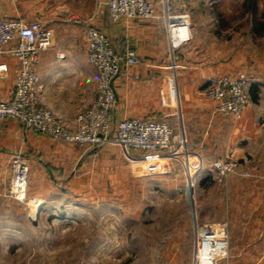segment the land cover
<instances>
[{
    "label": "crops",
    "instance_id": "0c3cea01",
    "mask_svg": "<svg viewBox=\"0 0 264 264\" xmlns=\"http://www.w3.org/2000/svg\"><path fill=\"white\" fill-rule=\"evenodd\" d=\"M106 1L0 0V16L41 20L54 30L53 44L40 52L37 63L42 85L39 103L53 109L73 128L79 111L95 101L98 72L86 56L83 31L86 23L104 31L119 53L124 54L127 47L136 49L145 61L131 65L129 72L138 77H119L113 83L117 96L116 120L152 117L166 119L177 127L204 160L197 188L194 189L195 182L189 177L186 196L177 197L186 201L189 220L194 225L227 220L228 264H264V67L248 69L250 98L243 117L219 114L207 98L205 87L214 76L246 69L241 59L237 55L230 58L225 51L213 52L211 46H201V35L196 29L189 43L171 52L163 0H152L156 9L152 19L123 18L118 22L110 21ZM0 62L9 66L8 72L0 77V99H8L14 91L18 60L0 52ZM175 72L181 109L164 106L160 100L164 76ZM17 149L28 152L30 157L37 156L38 160H50L60 168L78 163L85 155L82 147L25 131L14 119L0 121V159ZM215 157L239 164L225 182H219L211 172ZM147 165L154 167L155 163ZM244 171L249 174H243ZM58 181L56 177L40 187L48 185L52 193L61 187ZM35 195L34 203L57 204L53 202L54 196L40 192ZM68 204L64 203V207ZM43 214L41 209L38 218ZM188 250L192 255L193 243H189ZM174 264L183 263L176 259Z\"/></svg>",
    "mask_w": 264,
    "mask_h": 264
},
{
    "label": "rangeland",
    "instance_id": "374dc122",
    "mask_svg": "<svg viewBox=\"0 0 264 264\" xmlns=\"http://www.w3.org/2000/svg\"><path fill=\"white\" fill-rule=\"evenodd\" d=\"M168 6L173 14L188 15L201 46L237 55L246 68L241 71L264 67V0H168ZM115 145L82 147L83 158L64 168L24 150L3 155L0 264H174L176 259L193 264L189 243L194 250L198 227L206 223L194 225L186 201L177 199L186 196L183 164L171 161L152 170L137 161L139 151ZM17 155L28 168L21 198L13 192ZM56 177L59 190L40 187ZM37 192L57 203L40 202L41 218L33 215ZM49 212L52 216H46Z\"/></svg>",
    "mask_w": 264,
    "mask_h": 264
},
{
    "label": "built area",
    "instance_id": "2783aa9c",
    "mask_svg": "<svg viewBox=\"0 0 264 264\" xmlns=\"http://www.w3.org/2000/svg\"><path fill=\"white\" fill-rule=\"evenodd\" d=\"M163 1L169 48L174 52L192 40L190 21L187 14L171 13L168 0ZM106 7L112 22L123 18L149 20L156 15L152 0H107ZM83 31L87 59L98 72L99 90L95 101L79 111L76 124L71 128L53 109L41 105L38 98L42 88L37 70L39 54L53 44L54 30L41 20L27 21L21 17L0 16V52H6L18 60L14 91L10 98L0 99V121L14 119L35 133L80 147L112 143L124 149L139 151L141 157L137 161L155 163L152 170L163 169L167 163L177 161L185 168L187 182L189 177L196 182L204 166L203 156L192 148V144L177 127L166 119L115 118L117 96L114 80L119 77L137 78L138 75L129 72V67L143 63L144 58L132 47H127L124 54L119 53L107 34L91 23H86ZM8 70V63L0 62V77ZM249 88V74L238 71L236 74L225 73L212 77L205 87V94L214 103L217 113L240 119L249 102ZM160 100L164 106L181 109L176 74L164 76ZM14 164L13 192L21 198L26 193L28 168L19 155L15 156ZM238 165L231 159L215 157L211 172L219 182H225L231 173L237 171ZM147 169H151V166H146ZM243 174L249 173L244 171ZM198 229L194 240L193 264H228L229 222H210Z\"/></svg>",
    "mask_w": 264,
    "mask_h": 264
},
{
    "label": "bare ground",
    "instance_id": "6f19581e",
    "mask_svg": "<svg viewBox=\"0 0 264 264\" xmlns=\"http://www.w3.org/2000/svg\"><path fill=\"white\" fill-rule=\"evenodd\" d=\"M174 93H175V96H177V90L176 89H175V92ZM175 98H177V97H175ZM174 100H176V99H174ZM40 205L41 204L39 202L38 203H35L34 213H33L34 217L36 216V213H37L36 210H37L38 207H40Z\"/></svg>",
    "mask_w": 264,
    "mask_h": 264
},
{
    "label": "water",
    "instance_id": "95a60500",
    "mask_svg": "<svg viewBox=\"0 0 264 264\" xmlns=\"http://www.w3.org/2000/svg\"><path fill=\"white\" fill-rule=\"evenodd\" d=\"M39 210H40V207H39V209H38V211H37V213H36V218H37V216H38V214H39V212H40Z\"/></svg>",
    "mask_w": 264,
    "mask_h": 264
}]
</instances>
